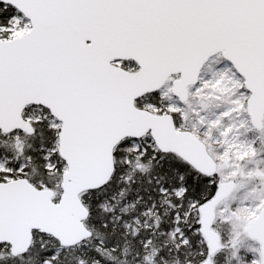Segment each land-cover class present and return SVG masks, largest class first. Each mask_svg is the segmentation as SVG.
Returning <instances> with one entry per match:
<instances>
[{"label":"snow or ice","instance_id":"6c2138e0","mask_svg":"<svg viewBox=\"0 0 264 264\" xmlns=\"http://www.w3.org/2000/svg\"><path fill=\"white\" fill-rule=\"evenodd\" d=\"M0 264H264V0H0Z\"/></svg>","mask_w":264,"mask_h":264}]
</instances>
